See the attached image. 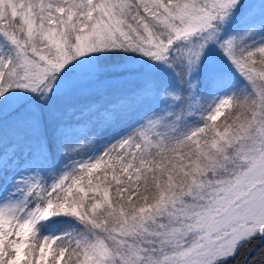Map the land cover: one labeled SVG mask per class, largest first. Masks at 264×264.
<instances>
[{"label": "rangeland", "instance_id": "374dc122", "mask_svg": "<svg viewBox=\"0 0 264 264\" xmlns=\"http://www.w3.org/2000/svg\"><path fill=\"white\" fill-rule=\"evenodd\" d=\"M137 1L149 21L129 0H0V264H24L31 238L48 264L74 230L35 227L76 171L192 139L245 89L260 101L236 162L85 264H221L262 232L264 70L243 57L264 49V0Z\"/></svg>", "mask_w": 264, "mask_h": 264}, {"label": "trees", "instance_id": "16d2710c", "mask_svg": "<svg viewBox=\"0 0 264 264\" xmlns=\"http://www.w3.org/2000/svg\"><path fill=\"white\" fill-rule=\"evenodd\" d=\"M129 1L133 9L138 7L148 18L142 3ZM10 21L15 30L23 25L19 17ZM131 21L139 28L136 20ZM74 32L69 28V42L74 40ZM245 61L264 70V49ZM258 103L254 91H243L215 123L186 142L165 144L147 152L120 151L121 160L105 156L96 169L76 171L70 192L57 191L47 198L49 217L35 229L41 234L54 222L76 229L60 246L65 249L61 260L56 248L48 264H85L96 238L115 252L123 227L134 233L151 225V213H160L164 206L170 208L177 197L206 179L216 165L236 162V138L251 123ZM37 244L35 238L30 239L25 264H34ZM251 248L256 249L249 253ZM224 264H264V240L261 242L258 233L253 235Z\"/></svg>", "mask_w": 264, "mask_h": 264}]
</instances>
